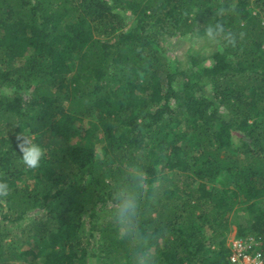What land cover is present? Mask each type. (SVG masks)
Masks as SVG:
<instances>
[{"label":"trees","instance_id":"trees-1","mask_svg":"<svg viewBox=\"0 0 264 264\" xmlns=\"http://www.w3.org/2000/svg\"><path fill=\"white\" fill-rule=\"evenodd\" d=\"M221 3L244 38L173 60L166 40ZM263 13L264 0H0V264H126L109 208L133 166L159 180L142 219L158 264H228L231 224L264 252ZM20 132L46 150L35 170Z\"/></svg>","mask_w":264,"mask_h":264},{"label":"clouds","instance_id":"clouds-1","mask_svg":"<svg viewBox=\"0 0 264 264\" xmlns=\"http://www.w3.org/2000/svg\"><path fill=\"white\" fill-rule=\"evenodd\" d=\"M235 11V5L228 7L221 3L214 16L206 23L201 25L196 22L193 32L189 33L185 40L198 52L200 50L223 52L235 48L238 41L244 38V33H237L227 28L225 24V18ZM16 141V149L25 168L29 170L39 168L47 154L45 148L25 132L18 133ZM158 183L159 180H155L150 185L147 172L133 166L129 169L125 181L117 184L112 190L109 216L118 239L125 241L130 247L126 264H158V254L154 246V241L158 237L142 227L145 206L155 201L159 194L156 187ZM10 191L8 183L0 181V198H6Z\"/></svg>","mask_w":264,"mask_h":264},{"label":"built area","instance_id":"built-area-1","mask_svg":"<svg viewBox=\"0 0 264 264\" xmlns=\"http://www.w3.org/2000/svg\"><path fill=\"white\" fill-rule=\"evenodd\" d=\"M228 264H264V252L254 238L240 239L235 236L227 244Z\"/></svg>","mask_w":264,"mask_h":264},{"label":"rangeland","instance_id":"rangeland-1","mask_svg":"<svg viewBox=\"0 0 264 264\" xmlns=\"http://www.w3.org/2000/svg\"><path fill=\"white\" fill-rule=\"evenodd\" d=\"M262 21L264 23V13L261 14ZM166 44H171V52L170 56L173 58V60L179 59L180 62H185L187 58L191 55H203V53H206L207 51L200 50L199 52L194 49V46L187 42L185 38H182L181 40L174 41V38L170 40H166ZM210 62L209 58H207L204 61V64H208ZM173 67V66H172ZM171 67V68H172ZM33 136V135H31ZM34 137V136H33ZM235 224H231V229L227 235V243L228 244L232 238L235 236Z\"/></svg>","mask_w":264,"mask_h":264}]
</instances>
